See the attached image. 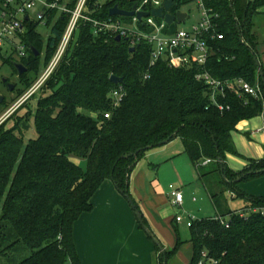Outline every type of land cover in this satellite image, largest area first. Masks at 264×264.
I'll list each match as a JSON object with an SVG mask.
<instances>
[{
  "label": "trees",
  "instance_id": "trees-1",
  "mask_svg": "<svg viewBox=\"0 0 264 264\" xmlns=\"http://www.w3.org/2000/svg\"><path fill=\"white\" fill-rule=\"evenodd\" d=\"M137 1H107L96 9L98 0H90L89 9H96L93 18L109 20L116 18L109 14L115 5L129 11ZM76 2L72 0L70 7ZM207 4L220 15L224 35L222 41L213 43L207 67L211 76L221 82L243 79L252 85L259 80L264 90L255 62L260 56L254 25L264 0H207ZM68 23V15L60 16L50 28L46 44L39 24L25 23L27 31L19 37L27 57L20 63L28 71L22 76L13 66L14 57L1 56L21 84L17 98L50 63ZM75 34L77 39L71 41L45 86L0 126V253L7 255V264H83L74 225L93 210L94 195L106 181H112L122 195L131 197L130 175L137 162L149 147L175 138L184 142L205 187L207 175L218 173L235 199L249 203L247 219L228 213L229 228L216 218L196 221L190 228V264H197L202 253L218 264H264V198L238 188L264 175V159H249L241 172H234L226 163L227 155L242 158L233 133L241 122L264 115V103L225 87L217 96V103L225 106L220 112L211 88L196 80V67L175 69L162 61L151 66L149 47L141 45L131 53L127 42L96 36L90 25H81ZM111 76L122 83L115 85ZM120 88L125 96L115 107L112 95ZM32 100L36 102L34 111L27 108ZM9 103L4 97L0 117ZM31 122L36 137L26 140ZM73 159L85 161L86 169ZM206 161L210 163L203 166ZM207 189L219 209V194ZM182 245L178 241L172 251L163 253L156 244L157 264H163L165 256L169 261Z\"/></svg>",
  "mask_w": 264,
  "mask_h": 264
},
{
  "label": "built area",
  "instance_id": "built-area-1",
  "mask_svg": "<svg viewBox=\"0 0 264 264\" xmlns=\"http://www.w3.org/2000/svg\"><path fill=\"white\" fill-rule=\"evenodd\" d=\"M89 1L77 0L72 8L70 7L72 0H0V60L1 56L6 58L14 56L17 62H20L22 58L27 57L26 47L19 37L27 31L26 22L32 21L38 23L39 27L50 30L60 16H69V23L54 57L43 68L32 87L0 117V126L45 86L58 69L81 25H90L96 36L105 35L110 39L119 37L121 41L127 42L130 48L146 45L150 50L151 66L162 61L167 62L170 67L175 69L196 67L198 69L196 80L204 82L211 88L212 100L220 112L225 110V106L217 103V96L225 87L239 96H249L264 103V90L259 81L254 85L243 79L221 82L214 79L208 71V63L214 53L213 43L222 41L224 35L220 32V15L208 6L207 0H173L172 8L169 11H164V16L185 13L187 17L183 22L175 20L171 25L166 22L165 17L157 18L151 15L154 10L163 8L166 0H138L134 4L137 5L135 15L128 17L132 18L130 24L113 18L109 20L93 18L92 14L97 8H102L103 2L106 0L97 2L94 11L89 9ZM191 4L196 6L199 15L198 21L192 22L186 28H175L176 24H186L194 17L191 11L184 10ZM53 13L56 14L55 18L52 17ZM139 13H149L150 15L140 19L137 16ZM33 14H35L34 17ZM112 96L114 106L118 107L125 94L120 88L115 90ZM105 117L110 118V115L106 114ZM208 163L210 161L205 162V164ZM170 188L172 205L181 207L184 202L183 192L172 186ZM248 213L247 210H244L238 215L247 219ZM216 220L229 228L225 219L218 217ZM176 222L191 228L196 223V218L194 216L187 218L178 216ZM197 264H218V262L210 259L206 253H202Z\"/></svg>",
  "mask_w": 264,
  "mask_h": 264
},
{
  "label": "crops",
  "instance_id": "crops-1",
  "mask_svg": "<svg viewBox=\"0 0 264 264\" xmlns=\"http://www.w3.org/2000/svg\"><path fill=\"white\" fill-rule=\"evenodd\" d=\"M254 25L255 32L256 28L259 27L260 34L257 32L256 34L259 43L264 45V6L258 10L254 17ZM258 52L260 64L264 69L259 48ZM233 142L237 152L242 156L241 158L227 155L226 163L234 172L245 170L249 165V159H264V115L241 122L237 126V132L233 133ZM184 157H188L192 163L186 153L184 142L180 138H175L165 145L148 150L137 162L130 175L129 192L131 198L142 214L149 232L158 243L156 232L164 235V233H169L172 227L177 229V226L180 225L176 222L178 216H174L172 208H183L186 197L184 195V202L181 207H174L171 203L170 193L165 192L164 187L165 177L168 173L174 174V169L177 170L180 161L188 166ZM203 166H208V164L204 163ZM195 169L198 171L196 167ZM202 188L203 185L199 178V182L194 185L193 194L195 192L200 193ZM238 188L249 196L264 198V175L242 183ZM230 195L232 199H235L233 193ZM209 197L215 210H222L221 204L219 209L216 207L210 193ZM242 200L245 201L244 205L232 213L238 214L248 210L249 203L245 199ZM193 201L197 202V199L194 198ZM129 203L112 181H106L94 195L92 199L93 210L84 213L74 225L76 249L84 264H99L98 259L103 257V250L110 247L106 246L109 243L113 244V250L110 252L107 258L109 262L107 261L106 264H157L156 248L153 249L152 244L148 241L149 238L152 241L154 239L149 236L146 230L145 233L147 234L140 230L137 214L132 210ZM220 216L218 214L214 218ZM162 248L165 252H169L164 247ZM88 257L89 261L86 260ZM192 258L193 249L192 257L187 264L191 263Z\"/></svg>",
  "mask_w": 264,
  "mask_h": 264
},
{
  "label": "rangeland",
  "instance_id": "rangeland-1",
  "mask_svg": "<svg viewBox=\"0 0 264 264\" xmlns=\"http://www.w3.org/2000/svg\"><path fill=\"white\" fill-rule=\"evenodd\" d=\"M107 1H115V0H106L103 3L105 4ZM128 1H131V0H128ZM254 1L255 0H252V2ZM98 2H102V0H98ZM184 10L191 11V14L194 15V17L190 19V21L187 22L186 24H182V25L176 24L174 26L175 28H186L192 22L196 23L198 21L199 15H198L195 5L191 4L185 7ZM34 15L35 14H33V17ZM115 19L120 20L123 23H127V24H130L132 22V18H128V17H116ZM38 31L41 35H43L44 43L46 44V41L50 35V30L40 26L38 28ZM256 32L260 34L259 27L256 28ZM76 39L77 38L75 37L73 40H76ZM258 48L260 51V55H262L261 57H262L263 65H264V45L263 43L260 42L258 45ZM42 70L40 71V74ZM4 79H7V81L10 82L11 84L17 85V89L15 90L14 93L10 92L8 88H6L3 82ZM21 89H22L21 84L20 82H18V78L13 68L11 67V65L6 61L0 60V96H4L7 102L11 101V103H9L8 108L18 101L20 97L17 98L16 94H18L21 91ZM11 99H13V101ZM35 107H36L35 100L30 101L27 106V108H31L33 111L35 110ZM27 108L20 112V116H24V114L28 111ZM0 114H2L1 107H0ZM13 124L14 123H12L11 121L9 123V126L11 127ZM25 137H26V140L34 139L36 137L35 127H34L33 122H31L30 124L29 131L25 133ZM184 160L185 162H187L189 167L180 161L179 167L177 168V170L174 169V174L168 173V175L165 177V181H166L165 187H164L165 192H168L169 194L171 191L170 187L172 186L173 188L177 190H182L183 194L186 197L183 208H172L174 216L177 215L182 218L194 216L196 218V221H199L203 219L214 218L215 216L219 214V215H222L226 220H228L229 219L228 213L237 211V209H240L244 205L245 201H243L242 199H238V198L232 199L230 193L226 190V186L224 185L225 183L223 182V178L218 173H211L207 175L208 178L206 180V185L207 187L209 186L211 191L215 189V192H217V195L219 194L217 204L219 203L221 204L220 206L222 207V210L220 211L215 210V207L213 206L211 199L209 197L208 189L207 187H204V184L201 181V179H200V183L203 185V188L201 189L200 193L195 192L193 194L192 191L194 189V185L199 182L200 177L198 175V171L195 169L193 164L189 161L188 157H184ZM73 161L77 165H79L81 168L86 169L87 164L85 161H81L78 159H73ZM207 172L209 173V171ZM213 186L215 187L213 188ZM218 188H219V191L216 190ZM194 198L197 199V202L193 201ZM129 205L132 208V210H134L130 203ZM138 224H139L140 230H142L144 234H147L145 233V229L141 227L140 222H138ZM191 234H192L191 229L188 228L184 224L178 225L177 229H174L172 227V230H170L169 233L167 234L164 233V235L159 232H156V235H157L156 238L158 239L162 247H164L166 250H169V251L173 250L174 245L176 244L177 241H180L183 243V245L181 246V249L178 250L175 257H173L172 259L168 261V264H187L188 261H190L192 257V249H193L192 244H191V240H192ZM146 238L148 239L147 235H146ZM148 241L150 242V244H152L153 249H155L156 248L155 241L154 240L152 241L150 238L148 239ZM106 246H110V247L108 249L103 250V253H102L103 257H99L98 259L99 264H106V262L108 261L107 258L110 255V252L113 250L112 243H109ZM1 249L2 248L0 247V251ZM7 254L11 255L9 252H7ZM86 260L89 261V257ZM0 264H7V255L4 256L2 253H0Z\"/></svg>",
  "mask_w": 264,
  "mask_h": 264
},
{
  "label": "water",
  "instance_id": "water-1",
  "mask_svg": "<svg viewBox=\"0 0 264 264\" xmlns=\"http://www.w3.org/2000/svg\"><path fill=\"white\" fill-rule=\"evenodd\" d=\"M172 5H173V0H166L165 4H164V7L154 10L151 13V15L154 16V17H157V18L165 17V20H166V22L169 25L173 24L175 20H177L178 22H183L185 20V18L187 17V14H185V13H178L175 16L171 15V14H167V15L164 16V11H169L172 8ZM136 9H137V5H134L133 10H131V11L121 9L118 5H115L113 8L110 9L109 14H110L111 17H133L135 15V10ZM149 15H150L149 13H139V14H137L138 18H140V19L142 17H148ZM26 20H28V17H26ZM116 41L120 42L121 39L118 37L116 39ZM32 50L35 52L36 56L39 55V53L34 48ZM135 51H136V48H131L130 49L131 53H134ZM255 62H256V65L258 67L259 76H260V78L262 79V81L264 83V72L262 70V66L260 64V61L258 60L257 57H255ZM13 66H14V68L17 71L19 76L24 75L28 71V69L20 62H14ZM110 80L115 85H119V84L122 83V79H120V78H118L116 76H111ZM3 82H4V84H7V88H8V90L10 92L14 91V89H15V85L14 84H11L10 82H8L7 79H4ZM3 100H4V97L0 96V104H2ZM167 143H169V140L161 142L158 146H162V145H165ZM152 148H154V146L149 147L147 149V151L152 149ZM139 152L140 151H138L135 155H137ZM126 198L128 199V201L132 205L134 211L136 212L138 220H139L140 224L142 225V227L146 230V232L149 234V236L154 239V236L149 232L147 226L144 224V220L142 218V214L139 212V210H138L136 204L134 203V201L132 200V198L130 196H127ZM155 242H156V244H158L160 246L162 252L164 253L163 248L157 242V240H155ZM163 264H168V260H167L166 256L164 258V263Z\"/></svg>",
  "mask_w": 264,
  "mask_h": 264
},
{
  "label": "flooded vegetation",
  "instance_id": "flooded-vegetation-1",
  "mask_svg": "<svg viewBox=\"0 0 264 264\" xmlns=\"http://www.w3.org/2000/svg\"><path fill=\"white\" fill-rule=\"evenodd\" d=\"M7 86V84H5ZM15 90V89H14Z\"/></svg>",
  "mask_w": 264,
  "mask_h": 264
}]
</instances>
